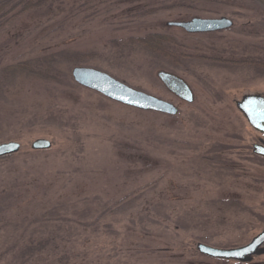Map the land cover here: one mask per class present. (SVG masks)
I'll return each mask as SVG.
<instances>
[{"label": "rangeland", "instance_id": "1", "mask_svg": "<svg viewBox=\"0 0 264 264\" xmlns=\"http://www.w3.org/2000/svg\"><path fill=\"white\" fill-rule=\"evenodd\" d=\"M80 2L55 1L0 30V144L21 146L0 162V264H20L23 249L44 242L46 250L28 264H242L205 257L196 245L240 247L264 229V160L252 155L264 137L235 105L244 95L264 96L261 65L239 63L264 46V9L252 0L246 9L107 0L87 10ZM220 17L234 27L191 35L167 25ZM151 33L216 61L186 57L175 66L140 48L121 60L108 44ZM60 52L98 58L57 63L61 84L11 72L18 62ZM76 67L169 102L178 114L142 112L76 88ZM160 72L182 80L193 102L170 93ZM49 106L64 109V120L33 121ZM36 139L52 148L32 151ZM249 264H264V256Z\"/></svg>", "mask_w": 264, "mask_h": 264}, {"label": "water", "instance_id": "2", "mask_svg": "<svg viewBox=\"0 0 264 264\" xmlns=\"http://www.w3.org/2000/svg\"><path fill=\"white\" fill-rule=\"evenodd\" d=\"M167 25L182 29L187 34H204L229 30L233 22L224 17L219 19L194 18L187 22L168 23ZM71 76L74 83L81 88L128 108L171 117L178 114V109L173 104L134 90L96 69L76 67L72 70ZM158 78L165 88L179 100L188 104L193 102V94L182 80L162 72L158 74ZM235 105L248 125L264 136V96L244 95ZM20 148L17 142L0 144V159L17 154ZM51 148L52 144L47 139H36L30 144L32 151H46ZM253 154L264 158V147L261 144L253 145ZM196 250L199 254L211 259L247 264L254 258L264 255V229L244 246L219 249L199 243L196 245Z\"/></svg>", "mask_w": 264, "mask_h": 264}, {"label": "trees", "instance_id": "3", "mask_svg": "<svg viewBox=\"0 0 264 264\" xmlns=\"http://www.w3.org/2000/svg\"><path fill=\"white\" fill-rule=\"evenodd\" d=\"M52 1V2H51ZM64 2L65 0H0V30L6 27L9 23L17 19V17L31 11L40 10L44 6H51L53 2ZM80 7L86 8L87 10H93L106 5L107 0H74L79 2ZM211 5H220L224 7H236L239 9H246L245 0H198ZM254 2V0H252ZM256 5V4H255ZM264 15V12L262 13ZM146 15L145 13L140 14V16ZM264 17V16H263ZM115 51L113 54L117 57L116 59H126L130 56V53L135 52L137 49L144 50L148 55L154 58H162L172 63L175 66L181 64V62L186 57H191L194 59H207L214 60L212 57H206L204 55L197 54H186L181 52V45H177V42L168 35L151 33L144 35L142 37H128L122 40H111L108 43ZM179 46V47H176ZM256 56H249L248 58L242 59L239 63L241 65H261L264 69V46L256 47L254 49ZM98 58V53L87 52H60L58 54H52L47 56H42L29 61H22L16 63L11 72L23 71L29 75L35 76L46 82H54L56 84H61L63 82L62 73L59 70L57 63L65 65H84ZM256 58V59H255ZM217 61L225 62L220 59ZM227 63H235L230 60ZM251 66V67H252ZM4 72L2 74L4 75ZM78 85L76 84V88ZM66 111L64 109H55L49 106L45 112H37L34 115L33 121L45 120L48 124L54 122H60L64 120ZM25 122V121H24ZM22 119H19L17 125H25ZM24 127V126H23ZM14 156H8L0 159V162L12 159ZM49 243H31L28 247L23 249L20 256V264H28L32 262L37 256H41L46 250Z\"/></svg>", "mask_w": 264, "mask_h": 264}, {"label": "flooded vegetation", "instance_id": "4", "mask_svg": "<svg viewBox=\"0 0 264 264\" xmlns=\"http://www.w3.org/2000/svg\"><path fill=\"white\" fill-rule=\"evenodd\" d=\"M254 3L256 4V5H258L260 8H263L264 9V0H262V2H259V1H257V0H254ZM220 18H222V17H220ZM224 18H226V17H224ZM219 19V18H218ZM228 19V18H227ZM192 20V19H191ZM230 20V19H229ZM232 21V20H231ZM233 22V21H232ZM234 27V22H233V26L229 29V30H231L232 28ZM229 30H225V31H229ZM225 31H220V32H214V33H204V34H215V33H221V32H225ZM191 35H196V34H191ZM264 137V136H263ZM255 144H261L263 147H264V138H260V139H258L257 140V142L255 143ZM255 144H253V145H255ZM253 145H252V155L253 156H255L256 158H258V159H262V160H264V158L263 157H259V156H256V155H254L253 154ZM253 262V261H252ZM251 262V263H252Z\"/></svg>", "mask_w": 264, "mask_h": 264}]
</instances>
